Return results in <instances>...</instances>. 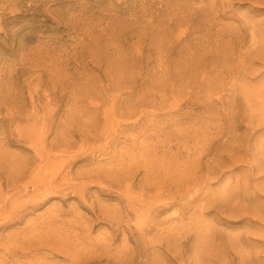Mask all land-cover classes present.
<instances>
[{"label": "rangeland", "instance_id": "rangeland-1", "mask_svg": "<svg viewBox=\"0 0 264 264\" xmlns=\"http://www.w3.org/2000/svg\"><path fill=\"white\" fill-rule=\"evenodd\" d=\"M0 264H264V0H0Z\"/></svg>", "mask_w": 264, "mask_h": 264}]
</instances>
